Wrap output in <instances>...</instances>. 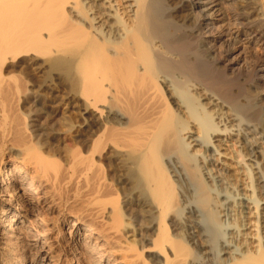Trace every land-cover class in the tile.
Returning <instances> with one entry per match:
<instances>
[{"label":"bare ground","instance_id":"1","mask_svg":"<svg viewBox=\"0 0 264 264\" xmlns=\"http://www.w3.org/2000/svg\"><path fill=\"white\" fill-rule=\"evenodd\" d=\"M262 3L0 0V264H264V60L227 72L243 19L264 40ZM19 57L38 76L20 74L24 115ZM217 131L233 132L253 197L209 167Z\"/></svg>","mask_w":264,"mask_h":264},{"label":"rangeland","instance_id":"2","mask_svg":"<svg viewBox=\"0 0 264 264\" xmlns=\"http://www.w3.org/2000/svg\"><path fill=\"white\" fill-rule=\"evenodd\" d=\"M204 0H202V2H203ZM228 2H230L231 0H227ZM259 1V3H261V2H263L261 5L264 7V0H262V1H260V0H258ZM227 3V2H226ZM233 10V9H232ZM231 9L230 10H228L227 12H229L230 14H235V11L233 10L232 11ZM263 10H264V8H263ZM223 13V11H222V9L220 8V10L219 11H217L216 12V16H215V20H214V25H216V27L214 26V28H215V35L216 36H223V38L225 39V37H227V34L230 32V31H227V29H228V25H227V19H224V20H222V21H220L222 18H221V16L223 15L222 14ZM222 14V15H221ZM221 15V16H220ZM220 18V19H219ZM243 21V23L241 24V25H239L238 27L240 28V30H241V32L238 34L239 35V39L240 40H238V42H237V44H235L233 47V50H232V56H231V58H233L234 56V58H233V61H231V62H229V69H228V74H230V75H233V74H237V73H239L240 75H242L243 74V72L245 73V67H247V65L249 64V66L250 65H253V64H256V62L257 63H261L263 60H264V52H262L261 51V49H259V48H262L263 49V47H264V40H260V41H257V42H255V40H253L252 38L255 36L254 34H251L250 35V33H247V34H245L244 33V29H249V28H251V26L253 25L252 23H249V21L248 20H242ZM224 24V25H220V24ZM231 32H235V30H236V28H237V26H235V25H233V26H231ZM224 39H223V41H224ZM221 42L222 41H220V42H218V44L217 45H219V44H221ZM245 57V58H244ZM17 60V61H16ZM13 63L11 62L9 65H8V67H9V69L11 70V69H15V71H12L11 73H13V74H11L9 71H8V67H7V71L9 72V74L10 75H12V77H15V78H12L13 80H11L12 82H14V83H12V84H10V80H9V74L7 73V71H6V75H8L6 78H7V80L8 81H10L9 82V85H10V87H11V93L10 94H14V95H8L9 97H14L15 99H17L16 100V102H15V99H14V102L15 103H13V104H11L12 106H14V108L15 107H17V106H15L14 104H18V102H19V106L17 107V110H13L14 108H12V106H11V108L9 107L8 109H10L9 111H10V113H12L13 111L14 112H16V114L18 115V113H20V110L23 108V110H25V111H23V110H21V114L23 113V112H27L26 110H30L31 112L33 111V107H34V103H33V98H32V94L30 93V88L32 87V85H30L29 83L31 82L32 84H34V83H36L37 82V78H38V76L37 75H35L36 73H34V71L33 70H29V72H27L26 74H24V73H20V71L21 70H19L20 69V57L19 58H17ZM257 60V61H256ZM16 62V63H15ZM15 64V65H14ZM244 64L246 65V66H244ZM13 65V68H11V66ZM240 68V71H237L238 69ZM242 68V69H241ZM13 69V70H14ZM17 69V70H16ZM231 69H232V71H231ZM234 70V71H233ZM236 70V71H235ZM19 71V72H18ZM235 72H237V73H235ZM233 73V74H232ZM242 73V74H241ZM20 74H22L23 75V77H22V80L24 81V80H27L28 79V82L29 83H27L26 81L25 82H20L21 81V79H20V76H22V75H20ZM33 75H34V77H33ZM26 77V78H25ZM28 77V78H27ZM24 78V79H23ZM32 79V80H31ZM33 80H35L34 81V83H33ZM244 82L243 80H239L238 81V84H239V82ZM15 83H17V86H18V89L17 88H15ZM23 85V83H24V86H21V84ZM26 83H27V85L29 86H27L26 85ZM11 85H13V86H11ZM16 86V87H17ZM20 87H23L22 89V91H21V88ZM13 88V89H12ZM24 88H25V90H24ZM29 88V89H28ZM16 90V92H15V90ZM26 89H28V91H29V93H27L26 94ZM20 91L21 93H19L18 91ZM198 91H199V88H198ZM17 92L20 94V95H18L17 96ZM24 92H25V94H24ZM16 93V94H15ZM29 95V96H28ZM27 96V97H26ZM25 98H27V99H25ZM31 98V99H30ZM12 98H9L8 100H9V104L11 103V102H13V100H11ZM19 99H21V103H20V100ZM19 100V101H18ZM11 101V102H10ZM32 102V103H31ZM202 102H204V103H206V105H205V108L206 109H208V110H210V111H212L213 113L214 112H216V110H217V106H216V103H217V100H211V99H208L207 98V96H202ZM31 103V104H30ZM8 104V105H9ZM27 104H30L31 105V108H28V107H26V106H28ZM7 105V106H8ZM25 105V106H24ZM30 105H29V107H30ZM24 107H25V109H24ZM65 107V106H64ZM28 108V109H27ZM63 108V107H62ZM13 111H12V110ZM16 109V108H15ZM30 111H28L27 113L29 114V112ZM224 111H226V107L224 108V110H223V112ZM13 112V113H14ZM30 112V113H31ZM13 113H12V115H13ZM15 113H14V115H16ZM20 114V115H21ZM19 115V116H20ZM22 115H24V114H22ZM22 115H21V117H22ZM217 113H214V115H213V117H214V119H215V122H217V121H219V119H220V117L218 118L217 117ZM58 117H59V115H58ZM58 117H56V118H58ZM22 119L20 118V121H21ZM45 121H46V119H44ZM23 121V120H22ZM45 121H42L43 122V126L45 127L46 125H48V124H51V125H53L55 122L52 120V121H49V123L47 124ZM51 122V123H50ZM24 123V122H23ZM23 123H20V126H22L23 125ZM223 121H219L218 122V126H220V127H222L223 126ZM226 123H228V119L226 120ZM22 124V125H21ZM28 125V123H27V121L25 122V124L23 125V126H25V125ZM54 125H56V126H59L58 124H54ZM41 126V125H40ZM50 126V125H49ZM27 128V127H26ZM46 128H48L47 126H46ZM50 128H51V126H50ZM232 134L230 135V136H226L225 135V132H223V131H217V132H214L213 134H212V136H213V138H212V144L211 145H213V144H216V145H218L219 147H218V152H216V153H214V155H213V157H212V159L213 160H210V165H209V167H211V163H212V169L213 170H217L216 171V173L215 174H218L220 177H222L223 178V180L225 181V182H227V180H228V183L230 182L231 184L234 182V180H232V177H234L233 175L232 176H229V175H226V174H237V179H238V183L236 182V184L237 185H240L238 188H241L240 190V192H242V193H244L245 195H251V186H249L248 184H247V182H249V180H250V178L247 176V171L245 170L246 168H247V166L245 165V163L243 162V161H240L241 160V156H239V153L235 150V147H238L239 145L237 144V146H233L232 145V138L234 137V134H233V132H231ZM67 138V139H66ZM62 139H64L63 140V142L64 143H68L69 142V138L68 137H66L65 136V138H64V136H63V138ZM233 139H235V138H233ZM200 148L201 147H199V146H196L195 147V149L196 150H200ZM203 149V148H202ZM239 149V148H238ZM201 154L202 153V150L201 151H198V154ZM205 155V154H204ZM243 164V165H242ZM248 177V178H247ZM229 183V184H230ZM228 184V185H229ZM224 185H226V184H224ZM236 186V185H235ZM231 189H229V191H230ZM251 197H253L252 195H251ZM248 203V204H247ZM246 203V205H248V207L249 208H246V212H249V213H247L246 214V216L247 217H249L248 219H249V221H247L248 223V225H246V228L245 229H243L242 230V232H244L243 233V236H241V238H245L246 237V239H247V242H250V244H249V246L251 247V248H254L255 246H256V244H257V235H256V226L254 225V222H255V215H256V210H255V208H254V203H250V202H247ZM231 207V206H230ZM232 209L234 208V207H231ZM232 213H233V211H232ZM229 220H231L230 218L228 219V221ZM232 221V220H231ZM245 221V222H246ZM233 222V221H232ZM245 234V235H244ZM239 239H240V237H239ZM236 241H238V239L236 240ZM242 242V241H241ZM242 244V243H241ZM244 244L246 245V243H243L241 246L243 247L244 246Z\"/></svg>","mask_w":264,"mask_h":264}]
</instances>
